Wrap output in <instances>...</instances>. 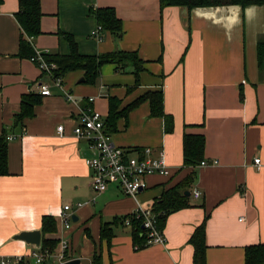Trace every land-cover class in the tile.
I'll use <instances>...</instances> for the list:
<instances>
[{"label": "crops", "instance_id": "crops-1", "mask_svg": "<svg viewBox=\"0 0 264 264\" xmlns=\"http://www.w3.org/2000/svg\"><path fill=\"white\" fill-rule=\"evenodd\" d=\"M40 3L42 33L32 41L34 51L66 55L69 46L59 33L69 34L82 55L134 51L145 62V71L130 93L133 75L116 72L113 65L101 68L93 86L83 84V72H71L63 78V91L76 103L52 87V94L34 107V116L25 119L23 135L9 132L15 138L8 142L9 175L0 177V257L28 254L33 246L14 237L40 230L42 216L50 215L56 219V232L44 238L57 241L51 252H59L60 241L67 239L68 258L79 259L80 264H90L95 250L101 253L102 264H192L188 240L206 217V264H244L245 248L264 244V67L259 71L256 60V45L264 40V6L188 11L160 10L158 0ZM105 7L113 8L123 34L116 39L104 31L97 42L89 35L97 26L89 10ZM17 10V0H4L0 6V133L12 127L21 96L39 94L40 84L49 83L35 64L17 56ZM153 91L162 93L163 111L173 118L172 133L164 132L162 118L150 117L144 101L127 120L117 122V132L110 137L126 151L162 152L170 176L146 177V188L135 198L125 196L116 185L95 194L85 165L92 153L72 133L79 110L89 105L104 119L107 96L118 98L125 107ZM185 133L204 136L203 161L208 163L195 169L188 196L192 207L167 217L163 244L135 250L128 231L115 229L108 247L100 240L103 222L145 209L193 170L183 167ZM255 159L259 165H254ZM68 204L77 221L64 230L59 214Z\"/></svg>", "mask_w": 264, "mask_h": 264}, {"label": "trees", "instance_id": "trees-1", "mask_svg": "<svg viewBox=\"0 0 264 264\" xmlns=\"http://www.w3.org/2000/svg\"><path fill=\"white\" fill-rule=\"evenodd\" d=\"M4 0H0V6ZM18 10L14 14L15 20L20 28L18 39L17 56L21 59H30L34 56L32 41L41 35L40 21L43 16L40 0H17ZM160 10L166 7H182L188 11L195 8H214L222 6H239L242 9L248 6H264V0H158ZM89 13L95 18L96 24L104 31L109 32L116 39L122 34L121 20L116 16L113 8H90ZM68 43L69 52L66 55L55 53L42 54L48 64H54L53 77L64 78L71 72L81 71L82 82L85 85L93 86L100 78L101 68L104 65H113L116 72L130 73L134 77V84L127 88V92L135 90L139 86V75L145 71V62L134 51L116 50L97 55H82L78 52L77 44L69 34H61ZM257 68L260 71L264 67V40L258 41L256 45ZM40 94H25L21 96L20 111L15 115L12 127L3 129L0 133V177L8 176V140L11 131L23 135L24 121L34 116V107L41 103ZM243 100L242 90L239 95ZM108 112L103 119V127L106 132H117V122L120 119L127 120L130 111L135 109L142 102L149 103L150 117L163 119L164 132L170 134L173 131V118L164 113L161 91H153L144 94L132 103L121 107V100L116 97L107 96ZM205 138L202 134H184L182 138L183 167H191L193 170L181 182L167 189L154 201L147 203L145 209H150L154 215L155 224L159 231L163 232L167 217L178 210L192 207L189 197L185 194L190 192L191 185L195 182L197 174L195 167L204 160ZM129 225H126V221ZM205 222L196 227L190 236L188 243L193 248L192 264H206L205 262ZM115 229L127 230L131 236L135 250L145 247L147 231L143 228V217L132 214L114 217L110 222H103L100 227V240L110 246L111 240L115 237ZM42 238L40 248L53 251L57 241L46 239V234L56 232V219L46 215L41 218L40 228ZM68 260V254L66 255ZM44 264V263H43ZM90 264H102L101 253L97 250L90 258ZM244 264H264V244L247 246L245 248Z\"/></svg>", "mask_w": 264, "mask_h": 264}, {"label": "built area", "instance_id": "built-area-1", "mask_svg": "<svg viewBox=\"0 0 264 264\" xmlns=\"http://www.w3.org/2000/svg\"><path fill=\"white\" fill-rule=\"evenodd\" d=\"M103 32V28L97 25L89 35L97 42H101ZM47 53L49 52L35 51L34 56L29 59L49 79V83L40 84L39 94L49 96L52 94L51 88L54 87L62 90V95L67 101L76 103L77 100L71 93L63 91V79L53 77L52 71L55 65L53 63L48 64L42 56V54ZM57 132L61 135L63 126H58ZM72 133L77 140L84 141L92 153L90 157L85 159V165L91 172L90 185L95 194L105 192L109 185H116L125 196L135 198L140 191L146 188V177L152 175L170 176L162 152H155L151 148H144L141 151H126L116 146L111 141L110 134L104 130L101 115L89 105L79 110ZM14 138L15 136L10 135L7 140L11 141ZM253 163L259 165L260 160L255 159ZM212 164H215V162ZM207 165V162L201 161L195 169ZM193 195L194 198H198L200 193L195 191ZM82 206L83 204H77L78 208ZM139 214L143 217V228L147 231L146 245L163 244L165 242L163 232L157 229L151 210L139 209L135 212V215L139 217ZM72 217V207L69 205L63 206L59 214V220L64 230L70 228ZM126 225H129L128 220ZM59 247L60 251L53 253L49 250H42L40 246H33L32 250L26 255L0 257V264H43L47 260H54L63 264L67 259L68 240H61Z\"/></svg>", "mask_w": 264, "mask_h": 264}, {"label": "water", "instance_id": "water-1", "mask_svg": "<svg viewBox=\"0 0 264 264\" xmlns=\"http://www.w3.org/2000/svg\"><path fill=\"white\" fill-rule=\"evenodd\" d=\"M185 194L189 196V192H186ZM72 221L76 222L77 219L73 216ZM14 239L24 241L28 245L39 247L41 243V231L35 230V231H30V232H22L16 235ZM63 264H80V261L79 259H71V260L64 262Z\"/></svg>", "mask_w": 264, "mask_h": 264}, {"label": "rangeland", "instance_id": "rangeland-1", "mask_svg": "<svg viewBox=\"0 0 264 264\" xmlns=\"http://www.w3.org/2000/svg\"><path fill=\"white\" fill-rule=\"evenodd\" d=\"M69 206H71L70 204H68ZM74 225H76V222H72V221H70V227H72V226H74ZM60 264L59 262H56V264Z\"/></svg>", "mask_w": 264, "mask_h": 264}]
</instances>
